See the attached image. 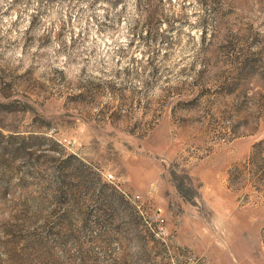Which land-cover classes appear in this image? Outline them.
<instances>
[{
    "label": "rangeland",
    "instance_id": "374dc122",
    "mask_svg": "<svg viewBox=\"0 0 264 264\" xmlns=\"http://www.w3.org/2000/svg\"><path fill=\"white\" fill-rule=\"evenodd\" d=\"M257 143L264 0H0V264H264Z\"/></svg>",
    "mask_w": 264,
    "mask_h": 264
},
{
    "label": "trees",
    "instance_id": "16d2710c",
    "mask_svg": "<svg viewBox=\"0 0 264 264\" xmlns=\"http://www.w3.org/2000/svg\"><path fill=\"white\" fill-rule=\"evenodd\" d=\"M145 15H147V20L150 21L151 20L150 13H147ZM259 144L260 143H257L254 145L252 153L248 157L246 163L243 165V166H246V168H248V172L250 171V173L258 172L256 171L259 168V166L257 165L258 161L259 160L264 161L263 150L259 148ZM243 174H244L243 170L240 169L239 167H234L233 169H231L228 173V185L230 186L231 184L235 183L238 178L244 179ZM262 241L264 243V235H263Z\"/></svg>",
    "mask_w": 264,
    "mask_h": 264
},
{
    "label": "built area",
    "instance_id": "2783aa9c",
    "mask_svg": "<svg viewBox=\"0 0 264 264\" xmlns=\"http://www.w3.org/2000/svg\"><path fill=\"white\" fill-rule=\"evenodd\" d=\"M108 179H112L113 178V176L111 175V174H108Z\"/></svg>",
    "mask_w": 264,
    "mask_h": 264
}]
</instances>
